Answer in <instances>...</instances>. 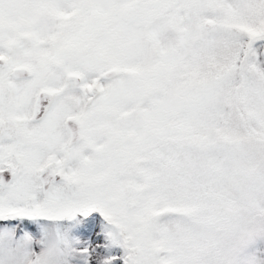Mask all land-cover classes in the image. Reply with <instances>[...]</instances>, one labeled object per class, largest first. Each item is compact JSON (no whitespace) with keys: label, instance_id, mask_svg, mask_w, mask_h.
<instances>
[{"label":"snow or ice","instance_id":"snow-or-ice-1","mask_svg":"<svg viewBox=\"0 0 264 264\" xmlns=\"http://www.w3.org/2000/svg\"><path fill=\"white\" fill-rule=\"evenodd\" d=\"M0 264H264V0H0Z\"/></svg>","mask_w":264,"mask_h":264}]
</instances>
